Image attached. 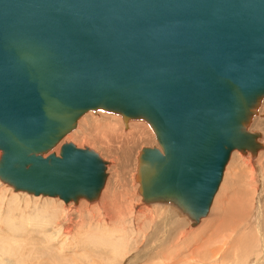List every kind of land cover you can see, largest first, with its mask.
Listing matches in <instances>:
<instances>
[{
    "label": "water",
    "instance_id": "95a60500",
    "mask_svg": "<svg viewBox=\"0 0 264 264\" xmlns=\"http://www.w3.org/2000/svg\"><path fill=\"white\" fill-rule=\"evenodd\" d=\"M264 0H0V181L96 202L107 162L61 146L90 112L144 121L136 181L147 205L192 228L210 214L235 151H264Z\"/></svg>",
    "mask_w": 264,
    "mask_h": 264
},
{
    "label": "rangeland",
    "instance_id": "374dc122",
    "mask_svg": "<svg viewBox=\"0 0 264 264\" xmlns=\"http://www.w3.org/2000/svg\"><path fill=\"white\" fill-rule=\"evenodd\" d=\"M260 114L262 116L254 119L250 130L261 133V142L264 143V102ZM104 124L112 126L110 130L118 133L117 139L115 135L109 136L113 133L104 129ZM136 124L140 125L141 131L135 133L133 138H128L130 136L127 134ZM121 133L126 137L123 142L119 139ZM66 143H73L80 149H93L109 162L108 179L101 197L93 203L82 200L78 204H65L58 198L17 193L0 181V264H219L220 260L221 264H264V196L257 192L261 188L259 180L264 177V151L253 158L258 164L257 171L250 173L245 164L241 165L247 171L244 174L245 183L259 174V179L253 182L256 195L250 194L254 203L251 204L253 201L249 200V204L257 207L253 214L255 228L249 229V222L229 242L233 244L240 235L250 231L256 249L253 248L240 259L224 260V255L229 252L226 249L223 254L222 251L218 253L219 260H216L209 258L208 253L222 247L221 241H218L222 233L217 228L214 233L208 232L210 237L219 238L214 244H204V251L202 248L196 252L198 242L206 237L203 233L199 238L198 233L215 218V211L217 213L222 209L220 205H226L223 201L231 189L230 183L233 180L235 182L233 178L238 169L236 160L252 159L251 154L245 156L239 151L232 154L209 216L198 227L192 228L188 218L176 207L144 204L138 192V157L144 148L159 147L152 128L146 122L130 121L126 129L120 115L104 111L90 112L59 145L58 151L56 149L53 152L59 155L61 146ZM233 167L237 168L234 170ZM224 180L231 181L228 182L227 190L224 189ZM109 193L115 194L117 200L115 205L105 210L101 201ZM234 198L232 201L236 205L237 200ZM122 205H126L127 209L124 217L119 218L117 215L122 211L119 209H123ZM90 208H94V211ZM111 217L116 220L110 221Z\"/></svg>",
    "mask_w": 264,
    "mask_h": 264
},
{
    "label": "bare ground",
    "instance_id": "6f19581e",
    "mask_svg": "<svg viewBox=\"0 0 264 264\" xmlns=\"http://www.w3.org/2000/svg\"><path fill=\"white\" fill-rule=\"evenodd\" d=\"M261 116H262V114H260ZM260 117V116H259ZM114 119V118H113ZM112 119V120H113ZM117 119V118H116ZM115 119V120H116ZM123 119V118H122ZM120 120V119H119ZM116 121H118V120H116ZM133 125V124H132ZM141 125H142V123H141ZM112 126L110 125V124H104V129H107V131L109 130V131H111V133H113V135L111 134V135H109V136H114L115 135V138L117 137V136H119L118 135V133L117 132H114V131H112V130H110V128H111ZM132 130V131H131ZM130 131L131 132H129L127 135L128 136H130V137H128V138H133L134 137V134L135 133H137V132H140L141 130H140V125H138L137 126V124H136V126H134L132 129H131ZM125 133V132H124ZM142 136V134H140V137ZM117 139V138H116ZM122 142H123V140L124 139H126V137H125V135L124 134H122L121 133V135H120V138H119ZM120 140H118V141H120ZM120 141V142H121ZM261 142V141H260ZM262 143V142H261ZM263 144V143H262ZM59 147L60 146H58L57 148H55V150L57 149V151H58V149H59ZM159 148V147H158ZM54 150V151H55ZM57 153V152H56ZM58 154V153H57ZM240 156V155H239ZM245 156H247V155H245ZM248 156H249V154H248ZM239 158V157H238ZM239 160V161H238ZM238 160H236V163L238 164V169L237 170H235L234 169V167L232 168V169H234L235 171V177L233 176V174H232V176L234 177H232L233 179H235V182H234V180H233V182H232V184L230 183V186H231V189H229L228 190V195H227V198H225L226 200L225 201H223L224 203H226V205L223 207V205H220V207H222V209L220 210V211H218L217 213H216V211H215V218L211 221V222H209L207 225H206V227H205V229L204 230H201L199 233H198V237L199 238H201V236L203 235V233L205 234V238H201L200 240H201V242H198L199 244V246L195 249V251L197 252L198 250L200 251V249H202V248H204V247H206L204 244H207L208 245V243L209 244H214V242H216L217 241V238H219V236H217V238L215 237V236H212V237H210L211 236V234L209 235L208 234V232H210V231H212L213 233H214V229H216L217 231H219V232H221L222 233V235H220V233H219V235H220V238H219V240L218 241H221V248L218 250V251H210L209 253H208V257L209 258H214V259H216V260H219V256H218V253L220 252V251H222V254L224 253V251L226 250V249H228L229 250V252L228 253H226L225 255H224V257H223V259L224 260H228L229 258L230 259H232V260H236V259H240L241 258V256H244V255H246V253H249V251H252V250H254L253 248H255L254 247V241H253V239H252V232H250V231H247L246 233H243L242 235H240L235 241H234V243L233 244H229V242H231V241H233L236 237H237V235H239L240 233H241V231L244 229V227L247 225L248 226V223L250 222L251 223V226H248V228L249 229H251V230H254V228H255V223H254V221H255V216H253V214L256 212L255 211V209L257 208L254 204L253 205H251L252 203H254V201L253 200H251L252 199V196L251 195H253L254 196V193H255V191H256V189L254 190L253 189V182H254V180H256V178H258L259 179V177H257L259 174H257V175H254L255 176V178H250V180L249 181H247V183H245V173L247 172L244 168H243V166H241V165H243V164H245L246 165V167L248 168V171L250 172V173H253V172H255V171H257V169H258V164H257V162L256 161H254L253 160V158L251 159V158H239ZM232 163V162H231ZM230 163V164H231ZM235 162H234V164H235V166L237 165ZM243 163V164H242ZM233 164H231V166H232ZM230 166V165H229ZM230 166V167H231ZM243 169L245 170V172L243 171ZM228 170V169H227ZM244 172V173H243ZM256 174V173H255ZM262 175V174H261ZM263 175H264V173H263ZM246 176H247V174H246ZM252 176H253V174H252ZM257 179V180H258ZM227 180H228V178H227ZM225 181V186H224V189L225 190H227V188H228V182H226V180H224ZM234 183V184H233ZM233 185V186H232ZM254 185H255V183H254ZM258 185H260L261 186V188H259L258 189V191L257 192H260L261 193V195H263L264 196V177L262 178H260V180H259V184ZM258 185H257V187H258ZM259 186V187H260ZM248 187V188H247ZM249 187H250V190H249ZM256 187V188H257ZM111 192V191H110ZM251 194V195H250ZM255 195H256V193H255ZM225 196H226V194H225ZM235 196V200H237V204L236 205H234V202L232 201V199H233V197ZM41 197V196H40ZM237 198V199H236ZM117 200V197H115V194H112V193H109L108 194V197H104V199L101 201L102 202V206H103V208L106 210L108 207H110L111 205L113 206V205H115L114 203H116L115 201ZM234 200V201H235ZM249 200L250 201H253V202H251V204H249ZM131 201V200H130ZM239 201V202H238ZM222 202V203H223ZM232 202H233V207L231 206V204H232ZM118 203V202H117ZM93 206V205H92ZM96 206V205H95ZM123 206V205H122ZM251 206V207H250ZM91 207V206H90ZM219 207V206H218ZM90 209H92L93 211H94V208H90ZM96 209V208H95ZM120 210H122L118 215H117V217H124V215H125V209H127V206L125 205V206H123V209H121V208H119ZM117 210V209H116ZM144 210V209H143ZM106 213V212H105ZM113 214V213H112ZM239 214V215H238ZM116 217V216H115ZM115 217H111L110 218V221H115L116 220V218ZM232 217V218H231ZM233 217H235L234 218V220H233ZM229 218L232 220V221H230L229 220ZM264 218V217H263ZM134 220V219H133ZM219 223L221 224L220 226H219ZM120 224V223H119ZM241 225H243V226H241ZM123 227V226H122ZM243 227V228H242ZM215 233H217V232H215ZM238 233V234H237ZM123 236H124V234H123ZM193 236V235H192ZM197 237V236H196ZM216 238V239H215ZM199 240V239H198ZM263 241H264V239H263ZM194 243V242H193ZM229 244V245H228ZM197 246V245H196ZM256 249V248H255ZM205 250V248L203 249V251ZM175 251V250H174ZM254 252V251H253ZM175 253V252H174ZM212 253V256H209V254H211ZM221 253V252H220ZM252 253V252H251ZM166 254V253H165ZM168 255V254H167ZM240 255V256H239ZM164 256H166V255H164ZM221 257H222V255H221ZM218 262V261H217ZM222 263V260H220L219 261V264H221Z\"/></svg>",
    "mask_w": 264,
    "mask_h": 264
}]
</instances>
